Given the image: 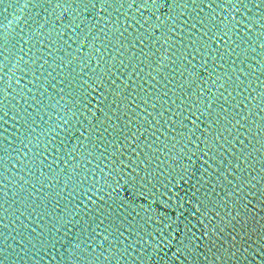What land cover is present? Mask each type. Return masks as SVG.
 Instances as JSON below:
<instances>
[{
    "label": "water",
    "instance_id": "obj_1",
    "mask_svg": "<svg viewBox=\"0 0 264 264\" xmlns=\"http://www.w3.org/2000/svg\"><path fill=\"white\" fill-rule=\"evenodd\" d=\"M0 264H264V0H0Z\"/></svg>",
    "mask_w": 264,
    "mask_h": 264
}]
</instances>
